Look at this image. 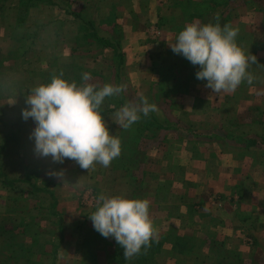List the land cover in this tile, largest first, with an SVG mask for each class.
Returning <instances> with one entry per match:
<instances>
[{"label":"crops","instance_id":"1","mask_svg":"<svg viewBox=\"0 0 264 264\" xmlns=\"http://www.w3.org/2000/svg\"><path fill=\"white\" fill-rule=\"evenodd\" d=\"M203 1L51 0L55 10L47 21L51 33L44 31L43 37H50L57 48L66 41L67 56L72 59L90 52V61L97 62L91 52L101 48V62L106 72L114 71L116 79L108 84L123 86L118 102L106 97L101 105L110 135L120 139L121 153L108 167L95 163L88 170L67 158L52 163L48 170L59 175H52L48 187L36 185L39 175H26L23 152L16 157L17 172L0 174L5 202L11 188L21 184L30 198L44 195L48 202L46 230H42L51 239L44 243V251L34 254L37 264H134L140 253L125 259L123 248L114 245L113 238L93 228L89 215L101 194L149 201L154 229L150 240L158 241L160 249L147 264H159L154 262L158 254L160 264H264V118H251L253 109L264 113V8L258 5L264 0H242L236 14L227 11L234 6H224L221 0L205 6ZM19 4L13 0L5 12L0 58L9 50ZM40 6L36 2L28 8L25 24L40 23L35 11ZM222 9L232 14L224 23L219 16ZM189 23L237 29V46L245 56L256 57L247 68L252 82L242 81L234 92L215 93L206 81L198 80L199 66L169 46L174 42L172 36L176 38ZM124 41L126 59L134 61L127 72L131 102L119 82L125 77L121 72L116 75L115 52L121 53ZM104 72L93 71L92 75L99 77ZM106 83L93 84L102 87ZM11 90L1 92L4 104L13 96ZM141 97L155 110L148 116L141 113L127 129L120 127L115 113L126 104L138 105ZM21 105L19 101L15 107ZM253 139L256 143L249 144ZM9 181H15L14 186ZM168 234L189 237L192 242L185 248L172 242ZM7 244L0 241V264H17L19 259L13 261L12 247ZM22 244L21 250L26 251L33 246Z\"/></svg>","mask_w":264,"mask_h":264},{"label":"clouds","instance_id":"2","mask_svg":"<svg viewBox=\"0 0 264 264\" xmlns=\"http://www.w3.org/2000/svg\"><path fill=\"white\" fill-rule=\"evenodd\" d=\"M237 32L229 25L189 23L169 46L173 53L199 66L195 76L206 81L212 92H234L242 81L252 82L247 68L249 61H256L254 55L245 56L237 46ZM90 79V73L82 74L83 81ZM122 90L123 86L108 83L102 87L93 83L77 85L61 75L32 88L26 97L28 107L22 109L21 116L35 122L30 133L34 152L50 156L53 162L74 160L87 170L95 163L108 167L120 155L121 142L110 135L99 109L106 97ZM154 110L155 106L141 97L138 105L126 104L115 113L116 123L127 129L140 119L141 113L148 116ZM89 218L95 231L113 238L123 248L125 259L138 255L154 235L147 199L101 194Z\"/></svg>","mask_w":264,"mask_h":264},{"label":"rangeland","instance_id":"3","mask_svg":"<svg viewBox=\"0 0 264 264\" xmlns=\"http://www.w3.org/2000/svg\"><path fill=\"white\" fill-rule=\"evenodd\" d=\"M242 0H228L224 5L230 4V6H234L232 9H229V13H237L236 8L237 5L240 4ZM257 0H254V2ZM7 3V2H6ZM38 4H42V7L36 8V19H39L41 23L50 21L53 17V11H55L51 7V0H38ZM258 5L262 8H264V1H260ZM33 6V5H32ZM225 9V13L227 12ZM5 15V14H4ZM28 15V14H27ZM226 15H223L225 17ZM33 17V16H32ZM34 19V18H33ZM35 19V20H36ZM4 23V20L0 19V33L4 31V26L2 25ZM27 24H19L17 25L12 33V37H10V41H8L7 44H9V50L6 55H3L0 58V71L5 72V77L11 79L10 80V88L12 89V95H10V100L6 102L7 104H4V100L0 99V164L3 166V168H0V170L4 171L5 173H11V172H17L16 168H19L16 163H19L17 161L16 157L20 155V153L23 152L24 144L26 147H29L30 150H32V155H34V159H36V163L33 165L36 167L35 174L32 176L35 178L36 175H39V178H36V185L42 186V187H48L50 183V178L52 177L51 172L48 170V167L55 162L52 161L51 157H41L38 154L34 152V141L30 138V133L32 132L33 128L35 127V122L29 118L27 120H23L20 122L18 119L17 122L12 125L13 122H15V118L21 116L22 109H25L28 107L26 104V97L30 94V90L34 88V83H47L51 80V78L55 75L51 72V66L53 63L55 65H64L68 64L72 58L71 56H67L68 49H67V42L65 41L63 45H59L57 48V45L55 42H51L50 37L48 38H38L35 37L32 40H29L26 37H23V32L27 30L26 27ZM42 32H44L42 30ZM1 35V34H0ZM41 35V34H40ZM42 36V35H41ZM44 36V35H43ZM42 36V37H43ZM1 37V36H0ZM173 40L175 41L174 36H172ZM10 42V43H9ZM125 44V41L122 42V46L119 47L121 53L124 55V64L121 68V74L125 78L120 77V81L126 90V96L128 98V101L131 102L133 100L130 90L132 89L130 85V79L127 78V72L134 64V61L130 58L126 59V53L123 51V46ZM4 47V46H2ZM6 47V45H5ZM62 47V48H61ZM64 47V48H63ZM16 50L17 53H19L22 49H29V52L27 55L21 59L16 58L13 60L11 52L12 50ZM59 58H58V53ZM64 52V54H62ZM10 53V54H9ZM88 55H85V59H82L81 62H83L84 67L88 69H92V71H95V73H99L102 71H105L104 74H101L99 77H95L91 73V79L88 80L90 83H107L115 82V76L114 71L111 73L106 72V64H103L101 61L103 60V50L101 48H97L94 52H91V54L96 55V58L98 59L97 62L90 61V52H87ZM98 54V55H97ZM52 55V56H51ZM54 56V57H53ZM58 58V60L56 59ZM77 60V59H74ZM13 68H12V67ZM30 71V73H27ZM91 71V70H90ZM31 74V75H30ZM62 76V73L59 74ZM126 75V76H125ZM62 78L65 79L64 76ZM68 81V79H65ZM168 85H170L171 81H168ZM1 94V92H0ZM18 98L15 99L13 97ZM115 97H119V94L115 95ZM19 101L23 104L19 108L15 107L19 104ZM14 105V106H13ZM12 108V112L9 111V107ZM22 117V116H21ZM262 117L264 118V113L257 112L256 109L252 110V119L255 118L257 120H261ZM7 118V119H6ZM12 133H16L15 137L17 136V140L15 137L11 136ZM20 141L24 144L20 145ZM27 141V142H25ZM22 146V147H21ZM20 147V148H18ZM23 148V149H22ZM22 156V154H21ZM135 160L138 161V157H134ZM127 160H130V157H128ZM17 161V162H16ZM24 164V162H23ZM25 171L28 173L29 168L28 166H24ZM23 187V185L21 184ZM17 186L16 188H11V194H8L7 201L5 202L2 198V195L5 194V192L0 187V241L2 243H8V245H11V249L13 250L11 253L13 258V261L15 259H19L17 264H37L39 261L38 255H34L36 253H39L43 250L44 243L50 241L51 234L48 232H44L43 230H46L44 227L46 220L48 219V202H46L43 198V196H40L41 198H30L29 194L24 191V189ZM6 195V194H5ZM10 195V196H9ZM13 219V220H12ZM36 219V221H35ZM15 221L16 224L13 223ZM36 224V225H35ZM48 225V224H47ZM42 227V228H41ZM43 229V230H42ZM21 231V232H20ZM50 231V230H48ZM172 242L181 243L185 248L190 246V243L192 242V239L189 237H183L178 238L176 235L168 234L167 235ZM33 243L31 249L21 250L22 243ZM154 242V240H153ZM113 244L116 246H120L113 241ZM5 248V246H3ZM148 247V246H147ZM142 257L143 251L140 252ZM2 257V256H1ZM135 257V256H134ZM131 259V258H129ZM0 260H2L0 258ZM139 261V258L134 259L133 263L136 264V262ZM155 261H159L157 263H161L162 257L161 254L156 255ZM13 262V263H14ZM41 263V262H40Z\"/></svg>","mask_w":264,"mask_h":264},{"label":"trees","instance_id":"4","mask_svg":"<svg viewBox=\"0 0 264 264\" xmlns=\"http://www.w3.org/2000/svg\"><path fill=\"white\" fill-rule=\"evenodd\" d=\"M12 1L13 0H0V19L1 20L4 19V14L9 9L10 6H8V5ZM37 1L38 0H17L18 3L20 2V4L17 6L19 9V12H18L16 26L19 24H23V23L25 24L26 16L28 13V8L32 5H34ZM227 1L228 0H221V4H225ZM6 2H8V3L6 4ZM215 2L219 3L217 0H204L203 4L204 3L213 4ZM204 6H205V4H204ZM224 6H226V5H224ZM223 15H226L225 9H222L219 13V16L222 17V19L220 17H218L221 19L222 23L227 22L229 20V18L232 16V14L231 15L228 14L225 17H223ZM184 17L185 18L188 17L187 12L184 13ZM26 27H27V30L23 32V37H26L29 40H32L35 37H38V38L42 37L43 36L42 30L47 32V33H51V27H50V25H48V22H46V23L40 22V23H36V24H31V25L27 24ZM58 29L61 30L60 28H58ZM57 32H58V30H57ZM42 38H44V37H42ZM101 42H103V41H101ZM107 43H108V41L103 42V44H105V45ZM112 46L114 47V50H115L116 49L115 46L114 45H112ZM16 50H17V48L16 49L14 48V50H12L11 54L9 53L10 55H12L13 60H15L16 58L23 59L27 55V53L29 52V49H26V48L22 49L19 53H17ZM85 54L88 55V53H85ZM59 56H58V58H59ZM79 58L80 59L74 58L77 60L72 59L68 64H64V65H55L54 63L52 65L50 64L52 74L57 76V75L62 73V76H64L65 79H69V80L76 81L78 83H82L83 82V80H82V74L83 73L87 72V73H90V75H91V73L92 74H94V73H93L92 69H88V68L84 67L83 62H81L82 59H85V55L81 54V55H79ZM115 64H117L116 75H118L121 72V68L124 64V56L122 53L117 52V50L115 52ZM8 82H9V78L5 77V72L0 71V92L9 89L10 86H9ZM111 97H112V99H114L113 101L118 102V97H115V96H111ZM99 111L101 112V115H102L103 114V108L100 107ZM18 119L19 120L21 119L20 122L23 121V118L21 116L19 117V115H18V117L15 118V122H13L12 125H14ZM15 135H16V133H12L11 136L15 137ZM17 138L18 137L16 136L15 139L17 140ZM25 142H27V141H25ZM255 143H256V140H254V139L249 140V144H255ZM19 144L22 145L24 143H22L20 141ZM23 147H24V149L22 148L23 149V156H24V158H26V164H27L26 166H28V168H29V172L26 173V175H31V177H32L35 174V170H36V167H34L33 165L37 161H36V159H34L35 158L34 155H32L33 154L32 150H30L29 147H26L25 144ZM18 148H20V147H18ZM2 172L3 171L0 170V174ZM14 182L15 181H9L10 186H14ZM33 187H34V190H40V188L36 187V185H33ZM159 249H160V243L158 241L153 242V240H150L148 247H146V248L142 247L141 251H143V253H142L143 256L140 257L141 253L138 255L139 261L136 262V264H145V262L147 264V262L152 261L153 259H151V258L153 256V254H155L156 251L158 252ZM176 250H177V248H176ZM154 262H156V261H154Z\"/></svg>","mask_w":264,"mask_h":264}]
</instances>
